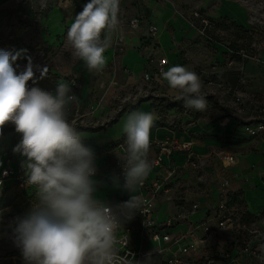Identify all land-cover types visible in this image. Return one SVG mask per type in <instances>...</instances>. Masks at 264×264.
Here are the masks:
<instances>
[{
  "label": "crops",
  "instance_id": "obj_1",
  "mask_svg": "<svg viewBox=\"0 0 264 264\" xmlns=\"http://www.w3.org/2000/svg\"><path fill=\"white\" fill-rule=\"evenodd\" d=\"M19 2L0 0V7H14ZM87 2L55 0L43 15L34 9L28 16L33 19L38 14V18H34L37 22L27 26L31 33L23 39L28 46L30 43L37 45L32 56L33 64L48 67L47 77L37 86L54 91L56 83L68 82L69 76L77 75L78 103L69 106L70 119L80 115L83 122L88 123L92 118L103 117L111 102L126 94V89L141 85L143 71L155 69L160 57L168 60L166 70L181 65L196 72L202 83V92L208 94L207 110L191 116L176 111L172 108L173 103L164 102L165 95L176 97V93L162 80L154 86V98L142 100L109 125L81 128L79 131L84 133L85 145L94 152L97 147L101 148L96 152L99 154H95L96 164L100 161L107 163L103 169L104 177L101 180L93 177L104 185L97 196L115 206L130 199V195L147 192L140 185L131 194L122 187H113L110 166L114 165L118 154L114 152L106 157L103 149L125 137L122 127L129 113H154L157 119L150 131L148 158L152 167L145 179L147 183L159 177L154 164L159 153L155 142L190 143L189 149L176 148L170 156H163L164 165L177 171L155 200L152 213L155 228L164 233L185 235V242L195 243L197 264H206V259L214 251L224 249L226 255L217 257L216 264H258V257L264 256V138L252 137L244 131V124L251 119L247 111L237 112L231 89L239 88L248 97L264 99V47L259 57H247L243 63L235 58L233 64L228 65L235 52L227 46L228 43L201 36L187 19L191 10L200 9L212 18L214 26L227 21L247 31V6L238 0H120V24L112 34L111 47L104 53L106 64L102 71L90 72L83 61L72 56L66 40L76 14ZM152 27L157 28L154 35ZM29 86H32L31 81ZM104 110V115L99 116ZM166 114L167 120L159 119ZM171 120H176V124H170ZM228 153L236 157L231 166L223 163L224 155ZM12 154L0 160V172L9 165H18L23 159L18 153ZM11 180L7 179L6 187ZM120 184L123 185L121 181ZM227 190L229 199L236 200L247 211L246 223L258 231L251 236L256 251L254 256L243 252L235 233L221 230L204 240L205 234L198 227L212 208L225 198ZM194 204L198 205L196 209L192 207ZM125 221L139 225L137 212ZM131 239L137 247L156 245L150 236H143L136 230L132 231ZM161 244L168 246L170 242ZM163 260L159 256L154 258L155 264H164Z\"/></svg>",
  "mask_w": 264,
  "mask_h": 264
},
{
  "label": "clouds",
  "instance_id": "obj_2",
  "mask_svg": "<svg viewBox=\"0 0 264 264\" xmlns=\"http://www.w3.org/2000/svg\"><path fill=\"white\" fill-rule=\"evenodd\" d=\"M119 11L120 0H88L67 31L72 56L90 72L102 71L106 64L104 53L118 30ZM20 54L0 49V136L8 124L21 134L13 152L23 157L26 184L36 190L31 209L12 222V239L24 264H155L151 252L135 261L121 255L118 230L139 212L144 200L130 195L110 206L97 196L104 185L93 178L95 152L69 118V106L78 103L71 83L58 82L54 91L37 86L47 77L48 67L35 65L29 58L18 71ZM161 77L184 108L207 110L208 100L196 72L174 65ZM156 119L154 113L128 114L122 127L124 183L113 177V187L131 194L149 175L150 131Z\"/></svg>",
  "mask_w": 264,
  "mask_h": 264
},
{
  "label": "built area",
  "instance_id": "obj_3",
  "mask_svg": "<svg viewBox=\"0 0 264 264\" xmlns=\"http://www.w3.org/2000/svg\"><path fill=\"white\" fill-rule=\"evenodd\" d=\"M188 22L191 27L196 29V31L203 37H208L207 30L213 26L212 18L200 9H193L187 16ZM157 28L152 27L151 33L154 35ZM262 50V49H261ZM152 55V53H151ZM247 56V55H245ZM250 58H255L251 56ZM167 58L160 57L157 59V66L155 69L145 70L141 76V85H132L130 88L126 89V94L119 98H116L111 102L110 108L107 110L103 117L91 119L88 123L83 122L82 116H77L71 120L75 121L78 131L81 128H89L94 126L92 124L101 122V126L104 127L113 122L117 116L123 112L134 109L142 100L154 98L155 94V84L162 81L161 73L166 70ZM233 59L228 61V65H232ZM68 83H71V90L77 96V88L79 85L77 75H71L68 77ZM231 93L235 97L237 103V112L243 113L247 111L249 113L250 121L244 124V131L257 138H264V99H259L253 96H246L244 92H241L239 88L231 89ZM206 96L207 93H204ZM163 100L165 103H173V107L176 111L186 112L191 116H195L196 110L186 109L183 107V101L177 100L176 97L164 96ZM168 114L161 116L159 119L167 120ZM176 120L169 121L170 124H176ZM97 128V127H91ZM125 137L116 142L115 144H110L103 149V153L106 157L109 154L116 152L118 154L117 160L114 165L110 166L111 174L114 177H118L121 183H124L123 167L122 163L125 156ZM84 142V141H83ZM159 148V153L155 159V166L158 170L159 177L151 183H147L144 180L143 184L140 185L147 189L146 193H141L139 196L142 197L144 203L137 212L139 225L134 226L126 223L124 220L122 227L118 230V237L121 240L119 245L121 249V255H127L129 259L143 260L146 253L151 252L156 257H163L164 264H197L194 258V252L197 249L195 243L185 242V235H174L171 233H164L162 230L156 229L153 221L152 213L155 208V200L159 196L160 192L164 190L166 184L172 179L176 174V169L167 167L164 165L163 156H170L176 148L189 149L190 143L177 144L168 140H160L154 143ZM101 148L97 147L96 152ZM95 154H99L96 153ZM108 154V155H107ZM105 157V158H106ZM106 160V159H105ZM236 157L231 154H225L223 158V163L225 166H231L235 164ZM107 166L105 161H100L96 164L97 172L94 177L101 180L104 177L103 169ZM9 178H13L14 182L19 185V187H28L26 184V177L24 169L21 167V162L16 166L9 165L5 167L0 172V196L2 195L4 188L6 187V181ZM34 187V186H33ZM226 196L222 199L217 206L212 208L211 212L206 216L205 220L199 224L205 236L204 240L221 230H229L235 233L244 253L254 256L256 251L253 248V234H257V229L252 228L246 223V213L247 211L242 209L239 203L231 201L229 199V191L225 192ZM112 206L111 204H109ZM193 209L198 207L194 204ZM136 230L139 234L143 236H150L156 245L152 248L137 247L133 244L131 239V233ZM162 242H170V245L163 246ZM175 249V250H173ZM226 255L225 249L219 251H214L206 259V264H216L217 257ZM258 264H264V256H260Z\"/></svg>",
  "mask_w": 264,
  "mask_h": 264
},
{
  "label": "rangeland",
  "instance_id": "obj_4",
  "mask_svg": "<svg viewBox=\"0 0 264 264\" xmlns=\"http://www.w3.org/2000/svg\"><path fill=\"white\" fill-rule=\"evenodd\" d=\"M54 1L20 0L14 7H0V49L9 50L13 54L21 53L16 61L18 69H23L28 63L27 57L30 56L32 60V56L37 50L36 44L30 43L28 46L23 42L24 37L31 33L27 31V26L36 23L38 18V14L34 17L36 19L29 18L28 15L34 9L43 15L54 4ZM238 1L248 8V23L245 24L249 30L238 29L233 24L224 21L213 25L207 32L214 40L222 44L227 42V46L235 51L231 59L235 61L236 58L243 63L247 57H259V53L264 47V0ZM42 57L44 59L43 54ZM36 58L39 59V54H36ZM227 89H229L228 86ZM106 110L99 113V116L106 114ZM92 125L94 126L90 127H99L101 122ZM21 138V134L15 131L14 125L8 124L4 127L3 135L0 136V160H4L5 156L13 155V149ZM11 179L13 180V178ZM12 180L0 196V210H3V214L0 216V264H24L21 251L15 246L12 239V222L16 217L24 216L36 202V190L33 186L19 187Z\"/></svg>",
  "mask_w": 264,
  "mask_h": 264
}]
</instances>
